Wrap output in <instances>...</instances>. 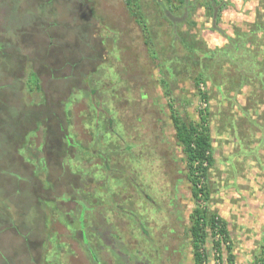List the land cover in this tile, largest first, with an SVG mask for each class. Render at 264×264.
Wrapping results in <instances>:
<instances>
[{
  "label": "rangeland",
  "instance_id": "1",
  "mask_svg": "<svg viewBox=\"0 0 264 264\" xmlns=\"http://www.w3.org/2000/svg\"><path fill=\"white\" fill-rule=\"evenodd\" d=\"M20 1L22 0L18 2ZM27 1H31L34 4V11L39 14L41 13L43 20L35 18L31 21V24L29 21L31 16L29 14L25 16L21 14L23 17H20V21H16L15 23V25L19 24L21 26L16 29L18 35L15 37L17 41L14 45L17 49L21 38L22 44L20 45H27L25 49L28 52L31 50V47L33 51L36 48L37 51H34V53H37L38 59L42 61L41 64H39V61H34L33 63L27 61L30 64L28 69H26L25 61H22L23 59L21 60L18 57V52H14L15 47H11V44H8L4 52L10 57L9 60L6 59L7 57L2 58L0 56V97L8 101L7 105H12L19 101L23 97L27 87L24 84L26 81L24 74L27 70L32 69L33 71H38L37 78L39 79L42 91L48 94L50 99H54V102H59V95L68 83H70L69 87H74L77 90L75 91L76 95L74 99H80L84 93L80 91H84L86 86L84 84L86 79L84 81L83 79L88 73L93 72L94 67L98 66L97 58L100 64L104 61V58H108L107 49L111 50L113 46L116 49L115 54H113L115 55L113 56L114 59L112 60L114 71L125 81L124 86L127 89L131 87L134 94V96H131L134 98V102H136L135 104L133 103L135 107H132V103H127L129 108L126 107L128 110L122 117L123 112L121 108L125 106V102H121L124 101L123 95L117 92V97L111 100L113 108L120 110L119 115L122 117L123 124L125 125L122 132L127 133L126 139L136 145L135 149L131 151L129 158L126 160L125 158L120 159V157L116 159L117 161L121 160L118 161L116 170L121 171L119 172L121 176H118V178L120 177L119 179L123 181L124 192L127 197V199L122 198V201L124 206L128 208L132 205L131 202L129 203V200L134 201L136 207L133 208L141 216L144 211L143 206H149L148 201H141L142 199L140 202L138 201L140 198L131 185L130 182H132L135 186L137 185L143 194H147L148 198H151L153 202L160 205L161 210H164V215L154 225L152 222L150 223L153 229V233H151L153 243H149L147 239L142 240L141 238L139 240L137 237L134 238V235L137 233L133 232H136V229L126 214H115L111 222L113 221L116 224L115 226L110 225L109 231L117 232L123 238H120L122 242H118L117 245L126 261L131 257L130 261L133 262L130 264H148V257H151L152 264L154 262L159 264H192L191 246L186 235L189 228L187 211L188 208H192L189 210L191 212L195 207V203L190 200L189 184L183 183L180 186L181 190H178V187H176L178 180L182 182L186 181L184 173L186 168L181 147L169 140L172 125L168 118L169 113L166 106L167 103H171L182 119L188 122H198V92L194 84L186 79L187 71H184L179 76L180 79L178 81H175V79L171 81H175L172 84L173 92L170 91L167 85L161 83L164 78L170 79V72H168L167 68L172 59L168 57L171 55L169 48L165 50L167 36L163 33V26L159 22L153 1L142 0L140 9L149 21H144L143 26H148V23L152 26L154 40L162 52L159 58L161 61L160 65H157L158 59H152L148 53V48L144 44L147 28H142L136 24L134 19L129 16L122 0H60L63 8L57 4L60 1H57V3L51 5L50 13L47 16L42 12V6L37 4L41 0ZM219 1L223 3L217 27L219 32L212 30V22L207 18L205 10L198 7L192 18L195 21V25L190 29V34L193 36L190 37L189 34L190 43H193L194 46L197 43L196 47L198 46L202 50L207 49L212 51L222 48V51L226 52L229 45L227 36L237 40L236 34H239L242 48L249 52V55L241 54V56L246 61L248 60L247 66L251 64L255 72H261V74L259 75L258 73V76L253 75L255 76L254 80H249V84L243 87L241 95L239 94V97H236L234 103H232L234 100V96L232 95L234 93L227 90L231 86L230 81L227 88L225 87L226 85L219 86L218 84L216 87L214 82L209 81L200 85L201 90L207 91L211 97L214 96L212 99L210 97V101L206 104L205 109L209 112V129L212 145L214 146L215 166L210 172L211 179L205 182V187L210 191L214 178L216 179L217 188H224V185L230 184L233 182V179L237 183H242L244 187L242 186V188L238 189L235 194L232 192L231 194H226L224 191H221L217 192V196L215 197H219L222 202L226 201L230 195H233V199H243L245 207L242 206L241 208L239 206L236 209H239L241 212L239 216L240 220L238 218L239 221H234L232 218L233 221L228 223L230 227L235 229L234 233L236 234L243 233L242 230L245 228L254 234L251 235V239L247 237L248 240H244L243 238L238 240L234 236L229 238L227 240L228 243L224 242V245H222L220 252L213 251L212 241L208 239L205 244V254L207 255L208 264H244V259H247L248 255L250 257L249 253L254 249L252 250L254 252V261H262L264 264V203L261 204V209L257 213L255 209H252L250 213L246 212L250 208L249 203L252 198L257 199L258 196L262 199L264 198V0ZM6 4V0H0V42L6 41L5 38L8 36L6 30L8 31V28L15 26L13 21H10L4 27L3 23L8 20V18L6 19L8 10ZM10 4L9 7H12L13 4ZM44 4L42 2L41 5L49 7ZM33 7L31 6V8ZM80 8L85 9L86 16L82 15ZM56 18L68 21L70 25H77L78 27L72 26L76 31L72 30L73 33L68 32L64 34V31L58 28H52L50 31L42 29L46 22L48 23V21L50 22ZM81 19L84 20V26L78 25ZM26 24L28 26L24 28L23 26ZM70 25L68 26L69 28ZM184 27H182V32L186 31L183 29ZM66 36L69 37L66 38ZM31 37L33 41H37V38L40 40L32 42ZM86 46H89V49ZM96 49H98L97 52H95ZM93 56L96 57L94 59L96 61L90 63V60H93ZM31 58L35 60L34 57ZM227 65L225 64L222 69L225 74V76H222V80H226V76L230 80L231 76L234 75ZM98 69V71L102 72L104 68L101 66ZM24 71L26 72L23 73ZM90 79L92 83H97V79L99 78L95 74V76H90ZM100 82L102 83V80ZM259 87L260 90L258 89ZM100 90L102 91L101 87ZM166 92H169L170 97ZM150 96L153 97L152 101L158 102V105L164 111L161 115L159 113V118L157 116L154 117L155 111L153 113L149 109L147 101L151 99ZM33 97L35 98V96ZM105 100L108 99L105 98L102 102ZM221 104L223 107H221ZM84 106L85 103L81 102L77 105L72 104L67 108L65 107L64 110L59 111V117L62 119L61 125L67 127L66 118L70 119L72 125H78L79 120L87 112V110H83ZM130 107L132 108L130 109ZM157 109L159 110L158 106ZM3 113H5V110L1 105L0 117ZM154 118H157V121H159L156 124V126L158 125L157 130L159 128L158 131L154 125ZM243 120L246 123L249 120L254 121L253 123L255 124L250 129H246V132L241 131L238 124ZM57 122L45 121V125L43 126L44 128H48L49 124L52 123L51 126L53 128L56 127ZM0 129L1 201L10 205L8 208L15 207L18 210L27 211L28 209L21 202V193L17 191L20 189H30L27 186L30 185L28 182L34 181L31 173L32 164L25 163L23 154H17V152L23 148L24 150L30 148L33 149L31 150L33 153L34 148L37 147L36 144L41 142L43 134L37 132L35 138H29L32 145L22 147L23 143L20 141L23 136H26L31 131L29 126L26 128L27 132H25L26 130L23 132V136L21 133V136L13 134V126L8 125L6 122L0 123ZM48 130L50 131V127ZM160 133L163 137L159 135ZM79 134L83 138L82 133L79 132ZM59 144L60 142L58 143L55 140L50 141L48 145L45 144L47 147V152L45 153L48 156H52L49 151L58 149L60 147ZM37 155L36 153L35 156L32 155L30 157L33 159ZM98 160L92 156L89 158V161L97 165L99 163ZM114 161H112L113 164L116 163ZM54 162L56 161L53 160V165H55ZM84 163L86 162L78 161L76 165L86 168L93 164L91 163L89 166H86ZM58 170H60L59 167ZM95 173H99L100 178L91 179V181H95L98 191L102 193L104 188H106L104 184L107 185L108 182H112L113 178L111 176V179L104 178L107 173L103 172L102 166ZM14 176L20 181L15 180ZM224 176L225 180H223ZM60 180L56 177L52 179L54 191L50 193H52L51 196L55 200V197L65 188L62 185L64 178L61 182ZM74 184L76 186V182ZM228 187L230 188V185ZM111 189L117 192L115 186L112 185ZM70 193L73 192L70 191ZM223 197L227 199L223 200ZM255 199L254 201H256ZM62 206L65 211H74L77 208L73 202L63 203ZM206 206L212 212L211 207H214L215 204L213 200H209ZM3 208L0 205V264H31L27 252L22 251V244L24 243L21 239L22 236L30 237L31 240L38 242L39 240H48L46 237L49 234L55 233V237H57L60 243L70 242L68 244L69 247L72 246L73 251L77 250V245L71 240H67L66 236L71 235L70 232L60 222L55 220L57 219L56 213L46 214L45 218L39 219L36 222L32 208L29 209V214L26 212L20 213V211L14 212L13 210L12 213L19 220L20 218L22 222L24 220V225L28 224L31 226L30 229H27L22 223V228H16L15 223L17 224V222H11L9 219L12 220V218L8 217L10 215L9 211L6 212ZM41 227H46L47 231H40ZM35 235H39V237H34ZM50 246L51 244H49ZM227 247H231L229 252L226 249ZM153 248L158 250L159 258H154ZM135 252L137 255L142 256V262H136ZM182 257L184 258L183 260Z\"/></svg>",
  "mask_w": 264,
  "mask_h": 264
},
{
  "label": "trees",
  "instance_id": "2",
  "mask_svg": "<svg viewBox=\"0 0 264 264\" xmlns=\"http://www.w3.org/2000/svg\"><path fill=\"white\" fill-rule=\"evenodd\" d=\"M18 1L19 0H6V5L8 6L6 19L8 18V20L3 23L4 27L8 25V22L10 21H13L15 25L16 21H20L19 18H22L23 15L25 16L26 14L31 16L29 18L30 23L35 18L40 19L41 21L43 20L41 13L39 14L34 11V4L31 3V1ZM57 1L60 0H41L37 4L42 6V12L47 16V14L50 13L51 5L57 3ZM122 1L129 16L134 19L136 24L142 28L146 27L148 29L145 31L144 44L148 48V53L151 55L152 59H158L157 65H160L161 61L159 58L161 57L162 52L154 40L153 28L149 23L148 26H143L144 21H149L140 9V3L142 0ZM152 1L156 7V14L159 17V22L161 23V26H163V33L167 36L165 50H168L169 48L171 55L168 57L172 59L167 68L168 72H170V79L167 80L164 78L161 83L167 85L170 91L173 92L174 89L172 90V84L180 79L179 76H181L184 71H187L186 79L194 84L198 92V122H188L182 119V117L175 111L174 105L171 103H167L166 108L169 113V121L175 131V141L181 147L184 156V163L187 170L185 180L191 188L192 199L195 203V207L188 217L189 228L186 233L191 246L192 264H208L207 255L205 254V244L208 239H211L212 241L213 251L220 252L222 245L229 240V237L224 221L215 213L210 212L206 206V203L209 201V196L207 188L205 187V182L207 181L209 170L214 163L209 129V112L205 109L211 96L207 91L201 90L200 85L209 81L214 82L216 87L218 84L219 86L226 85L225 87L227 88L230 81L231 86L227 90L234 93V95L231 94L234 96V100L232 101V103H234L236 97H239V94L241 95L243 87L249 84V80H254L255 76L253 75H257L258 73L260 75L261 73L255 72L251 64L247 66L248 60L246 61V59L241 56V54L249 55V52L242 48L239 34H236L237 40L227 36L229 45L226 52L222 51V48L214 49L212 51L207 49L202 50L198 46L196 47L197 43L195 46L193 43H190L189 39L190 37H193L190 34V29L195 25V21L192 18L198 7L205 10L207 18L212 22V30L219 32L217 27L223 9V3L219 0ZM42 2L45 3V6L48 5L49 7H43V5H41ZM10 3L13 4L12 7H9ZM57 4L63 8L61 1ZM31 6L33 8H31ZM80 10L83 16L87 15L84 8H80ZM71 13L73 14L72 11ZM84 24L83 19L78 23L80 26H84ZM44 25L45 26L42 27V29L45 31H50L52 28H58L59 30H63L64 34H67L68 32L73 33L72 30H76L72 26H77L74 24L70 25L68 21L58 18L52 19ZM69 25L70 28L68 27ZM20 26L21 25L16 24L14 27L8 28V31L6 30L8 36L5 38L6 41L0 42V56H2V58L7 57L6 59L9 60L10 57L4 52V50L8 44H11V47H15L14 52L19 53L18 57L21 58V60L23 59L22 61H25V67L28 69L30 63L39 61V64H41L42 60L38 59L37 53H34V51H37L36 48H34L33 51V48L31 47V50L28 52V50L25 49L27 45H20L22 44L21 38L16 49V46L14 45L17 41L15 40V37L18 35L16 29L17 27L20 28ZM27 26L28 24L23 27L25 28ZM183 26H185L183 28L186 30L185 32H182ZM68 37L66 36V38ZM32 39L33 38L31 37L32 42L36 41H33ZM39 40L40 39L37 38V41ZM86 48L89 49V46H86ZM98 49H96L95 52H97ZM84 51L86 50L84 49ZM107 51L109 55L108 58H104V61H102L101 64L97 58L98 66L94 67L93 72L88 73L83 79V81L86 79L84 84H86L87 87L85 86L84 91L80 92H84V98L81 95L80 99H74V96L76 95L75 91L77 90L74 87H69L70 83H68L66 88L63 89L59 95V102H54V99H50L49 95L42 91L39 79L37 78L38 71H33L32 69L23 72H26L24 74V79L26 80L24 84L27 87L23 97L19 101H14V104L7 105L8 101L0 97V109L2 105L5 110V113L0 117V123L6 122L8 125L13 126V134L15 133L17 136H23V132L28 126L31 129V131L21 139L20 142L23 143L22 147L32 145L29 138H35L37 132L43 134L41 142L36 144L37 147L34 148L35 150L33 153L31 151L33 149L30 148L25 150L23 148L17 152V154H23L25 163L32 164L31 173L34 177V181L28 182L30 185L27 186L30 189H20L17 191L21 193V202L28 210H18L15 207L8 208L10 205L1 201V195L0 205L4 207L3 209L6 212L9 211L8 213L10 215L8 217L12 218V220H9L11 222H17V224L15 223L16 228L26 226L27 229H30L31 226L28 224L24 225V220L23 222L21 218L19 220V218L12 213L13 210L14 212L20 211V213L26 212L29 214V209L32 208L36 222H38L39 219L42 220L45 218L46 214L56 213L57 219L55 220L65 226L66 230L71 234L66 236L68 238L67 240H71L77 245V250L73 251L72 246L69 247L68 245L70 242L60 243L57 240V237H55V233L49 234L48 237H46L48 240H39L38 242L31 240L30 237L22 236V242L24 241L22 244V251L27 252L31 264H130L133 262L130 261L131 257L126 261L121 255L122 252L117 245L118 242H122L123 238L117 234V232L109 231V226H115L116 224L113 221L111 222L113 216H115V214L128 215L130 222L136 229V232H133L137 233L134 235V238L137 237L139 240L141 238L142 240L147 239L149 243H153V237L151 236L153 229L150 226V223L152 222L154 225L164 215V210H161L160 205L153 202L151 198H148L149 196L147 194H143L137 185L135 186L132 182L130 183L140 198L138 201L140 202L141 199V201H148L149 206H143L144 211L141 216L138 215L137 211L133 208L136 207L134 201L129 200V203L131 202L132 204L129 208L127 206L125 207L122 201V198L127 199V197L124 192L123 181L119 179L120 177L118 178V176H121L119 173L121 171L116 170L117 163L121 160L117 161L116 159L120 157V159L125 158L126 160L130 157L131 151L135 149L136 145L130 143L126 139L127 133L125 134L122 132L125 128L122 117L128 110L126 108L128 107L127 103H132L133 107V103L135 104L136 102H134V98L131 96H134L131 87L130 89H127V87L124 86L125 81L117 75L112 66V60L114 59L113 56H115L113 54H115L116 49L112 46L111 50L107 49ZM94 56L92 58L93 60H90V63L96 61L94 60L96 58ZM31 57H34L35 60H32ZM27 61H30V63H27ZM225 64H228L227 67H229L235 75V77L234 75L231 76L230 80H228V76H226V80H222V76H225L224 70H222ZM101 66L105 69H101L102 72L98 71V68ZM95 74H97L99 79H97V83H92L90 81V76H95ZM174 79L175 81L171 82ZM100 80H102V83ZM235 83L237 84L235 85ZM100 87L102 88V91L100 90ZM117 92L123 95L124 101L121 102H125V106L121 108L123 112L122 117L119 115L120 110L118 108H113V105H111V100L114 97H117ZM166 94L169 96V92H166ZM228 94L227 91V95ZM33 96H35V98ZM227 97L231 98L230 96ZM105 98L108 100L102 102ZM150 98L151 99L147 101L150 107L149 109L153 113L155 111L154 117H160L161 113L164 112L162 111V107L158 105V102L153 104V97L150 96ZM81 102L85 103L83 110L85 109L87 112L84 114V118L82 117L79 120L78 125H72L69 118H66L67 127L61 125L62 119L59 117V111L62 109L64 110L65 107L67 108L72 104L77 105ZM157 106L159 107V110L157 109ZM132 107H130V109ZM45 121L58 122L56 127L53 128L51 126L52 123L49 124V131L48 126V128H44L43 126L45 125ZM156 124L157 118H154L155 127ZM77 130L78 132H76ZM25 132H27V130ZM79 132L82 133L83 138L80 137ZM52 140H55L58 143L60 142V147L55 150H50L49 152L52 156H48V154L45 153L47 152L45 144L48 145ZM36 153L38 155L32 159L30 156H35ZM90 156L99 159L98 165L89 161ZM53 160L56 161L54 162L55 165L52 163ZM78 161L86 162L84 163L86 166H89L91 163L95 165L92 164L89 167L81 168L76 165ZM112 161L116 163L113 164ZM98 166H102L103 172L107 173L104 178L111 179L110 176L113 178L112 182H108L107 185L104 184L106 188H104L102 193L98 191L95 181H91V179L100 178L99 173L94 174V172L99 169ZM58 167L60 170H58ZM54 177L61 179L60 182L64 178L62 185L65 187L58 196H54L56 200L52 198V193H50L51 191H54L52 182ZM14 179L20 181L15 176ZM75 182L76 186L74 184ZM112 185L115 186L117 192L114 191V189H111ZM70 191L73 193H70ZM50 196L51 198H49ZM31 202H33V204H31ZM67 202H73L78 210L76 208L74 211H65L62 204ZM45 228L41 227L40 231H47ZM106 231L110 233H107ZM37 236L39 237V235H35L34 237ZM49 244H51L50 247ZM226 249L229 252L231 247H227ZM153 256L155 259L157 257L159 258V252L156 248H153ZM135 259L136 262H142V256L137 255L136 252ZM147 261L148 264H152L153 262L151 257H148ZM153 264L159 263L154 262ZM252 264L263 263L262 261H254Z\"/></svg>",
  "mask_w": 264,
  "mask_h": 264
},
{
  "label": "crops",
  "instance_id": "3",
  "mask_svg": "<svg viewBox=\"0 0 264 264\" xmlns=\"http://www.w3.org/2000/svg\"><path fill=\"white\" fill-rule=\"evenodd\" d=\"M258 89L260 90V87ZM221 107H223L222 104H221ZM247 122L248 123H246V121L243 120V121H241V123L238 124V126H240L239 128H241V131H245L246 132V129L247 130L250 129V127L254 126V124H255V123H253L254 121L252 122V121L249 120ZM159 132H161V131H159ZM170 133L171 134H170V139L169 140L172 143H174L175 145L179 146L176 143L175 138H174L175 131H174L173 127L171 128ZM159 135H162V134L160 133ZM161 137H163V135ZM210 138H211V148H212V155H213L214 163H213L212 167L209 170V173H208V176H207V181H209V179H211L210 172H211V170L215 166L214 146L212 145V137H211V134H210ZM162 142H163V138H162ZM185 168H186V166H185ZM184 173H185V176H186V173H187V170L186 169H185ZM226 178H227V176H226ZM223 180H225V176H224ZM185 182L186 181H183L182 182L181 180H178L176 182V187H178V190H181L180 189V186L183 185V183H185ZM215 182H216V179L214 178L213 179V184L211 185V188H210L211 190L210 191L207 190L208 196L210 198L209 200H213V202L215 204L214 207H211L212 213H215L216 215H218L224 221V223L226 224V230H227V233H228V237L229 238H232L234 236V238H237L238 240H240L242 238L244 240H248L247 237H250V239H251V237H252L251 235L254 234V233H250V231H247L246 230L247 228H245V229L242 230L243 233H237L236 234V233H234L235 232V229L232 228V227H230V225L228 223V222L233 221V219H234V221H239L240 220L239 216L241 215V212L239 211V209L238 210H236V209L239 206H241V208H242V206L245 207V203H244L243 199H237V198L236 199H233V195H230L228 197V199L226 197L225 198L223 197L222 198L223 200H226V199L227 200L222 202V200L219 199V197H215V196H217L216 193L217 192H221V191H224L226 194L227 193H230L231 194V192L235 194L237 192V190L240 189V188H242V186L244 187V185L242 183H237V181L235 179H233V182H231L230 184L227 183L226 185H224V188H219V187L217 188L216 187L217 184ZM228 185H230V188L228 187ZM226 187H228V188H226ZM189 191H190V200L193 201L192 195H191V188L189 189ZM254 199L252 198L251 202L249 203V207L250 208L246 211L247 213L248 212L250 213L252 209H255V211L257 213L261 209V204L264 203V201H263L264 198L262 199V198H260L258 196V198L255 199L256 201H254ZM184 206L186 208H188V206L186 204H184ZM191 209L188 208V211H187L188 212L187 220H188L189 214L191 213L189 210H191ZM238 218H239V220H238ZM241 219H243V218H241ZM233 233H234V235H233ZM252 250H254V249H252ZM252 250L249 253L250 254V257L248 255V257H246L247 259H244V264H252L254 262V259L255 258H254V252Z\"/></svg>",
  "mask_w": 264,
  "mask_h": 264
},
{
  "label": "flooded vegetation",
  "instance_id": "4",
  "mask_svg": "<svg viewBox=\"0 0 264 264\" xmlns=\"http://www.w3.org/2000/svg\"><path fill=\"white\" fill-rule=\"evenodd\" d=\"M153 104H156V102L154 101ZM157 123H159V121H157ZM157 126H158V125H157ZM157 126H156V130H157ZM158 130H159V128H158ZM158 130H157V131H158ZM181 249H182V248H181ZM181 249H180V252H181ZM183 259H184V258L182 257V260H183Z\"/></svg>",
  "mask_w": 264,
  "mask_h": 264
}]
</instances>
